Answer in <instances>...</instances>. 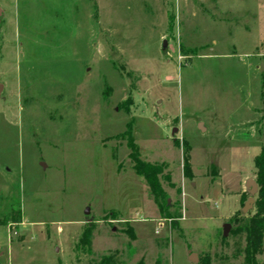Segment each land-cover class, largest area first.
<instances>
[{"label": "rangeland", "instance_id": "1", "mask_svg": "<svg viewBox=\"0 0 264 264\" xmlns=\"http://www.w3.org/2000/svg\"><path fill=\"white\" fill-rule=\"evenodd\" d=\"M263 81L264 0H0V264H244Z\"/></svg>", "mask_w": 264, "mask_h": 264}, {"label": "trees", "instance_id": "2", "mask_svg": "<svg viewBox=\"0 0 264 264\" xmlns=\"http://www.w3.org/2000/svg\"><path fill=\"white\" fill-rule=\"evenodd\" d=\"M262 97L264 100V81H263V91ZM261 122L264 124V115L261 118ZM126 134L130 136L133 134L131 129V125H128ZM129 147L130 154L129 158L134 165V170L138 176H142L144 180H146L151 196H153L154 201L159 208L160 212L163 215L167 216L168 218H172L171 213L169 212V205L167 201V195H165L161 182L160 176H162L164 169L162 166H156L151 163H147L142 161L140 158V150L139 147L135 144V141L130 138V141L127 144ZM188 151H184V175L186 178L190 179L192 176L191 172V162H190V155H188ZM255 167H256V182L258 185L257 195L255 197V204L254 209L255 213L250 217L247 223L241 224L236 233L246 234V246L243 250V259L244 264H259L258 256L261 255L264 251V148H262L260 154L255 157ZM241 221L244 219H240V221L236 218L235 222L240 224ZM91 235L87 231L84 234L83 241L90 244ZM100 264H116L112 261V259H105L100 262ZM144 264V263H140ZM201 264H211V260L208 259Z\"/></svg>", "mask_w": 264, "mask_h": 264}, {"label": "water", "instance_id": "3", "mask_svg": "<svg viewBox=\"0 0 264 264\" xmlns=\"http://www.w3.org/2000/svg\"><path fill=\"white\" fill-rule=\"evenodd\" d=\"M163 48L166 49V43L165 42L163 44ZM199 129L204 131V129H202V125L201 124L199 125ZM175 132H177V130ZM248 185H250V187H251V191L249 192L251 197L248 199V201L245 204V207L243 209L244 213L247 212L248 210H251L254 207L255 197H256L257 191H258L257 182L255 183L253 181H249ZM86 214L89 215V211H87ZM224 227H225L224 228V237H227L229 232H230V230H231V226L229 224H226ZM190 260L197 261L196 255L192 254V256L190 257Z\"/></svg>", "mask_w": 264, "mask_h": 264}]
</instances>
